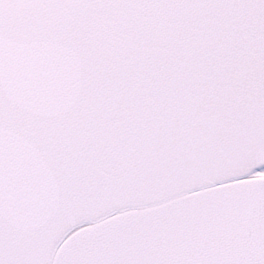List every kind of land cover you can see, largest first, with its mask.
Returning <instances> with one entry per match:
<instances>
[{"label": "snow or ice", "instance_id": "snow-or-ice-1", "mask_svg": "<svg viewBox=\"0 0 264 264\" xmlns=\"http://www.w3.org/2000/svg\"><path fill=\"white\" fill-rule=\"evenodd\" d=\"M0 264H264V0H0Z\"/></svg>", "mask_w": 264, "mask_h": 264}]
</instances>
